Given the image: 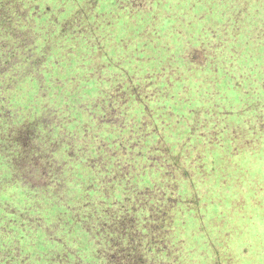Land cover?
<instances>
[{"label": "trees", "instance_id": "16d2710c", "mask_svg": "<svg viewBox=\"0 0 264 264\" xmlns=\"http://www.w3.org/2000/svg\"><path fill=\"white\" fill-rule=\"evenodd\" d=\"M20 4L0 0V264H223L199 213L202 180L159 124L144 131L153 113L146 103L153 89H140L148 80L124 72L131 89L109 86L108 77L93 84L80 72L63 88L47 69L59 63L53 46L22 22ZM54 87L67 91L63 102ZM91 88L97 95L80 98ZM129 90L145 118L125 126L117 108L101 103L120 108ZM259 102L264 109V97ZM93 105H101L99 113ZM82 109L88 117L76 114ZM240 161L238 153L227 159L229 169L240 170L231 179L252 181ZM180 179L186 189L175 183ZM201 238L208 248L198 246Z\"/></svg>", "mask_w": 264, "mask_h": 264}, {"label": "rangeland", "instance_id": "374dc122", "mask_svg": "<svg viewBox=\"0 0 264 264\" xmlns=\"http://www.w3.org/2000/svg\"><path fill=\"white\" fill-rule=\"evenodd\" d=\"M194 2L19 0V12L26 14L22 22L34 24L40 41L53 46L52 57L59 63L47 69L63 88L66 78L80 72L92 75L93 84L108 77L109 86L125 83L131 89L124 72L148 80L140 89H153L146 94L153 113L144 131L159 124L171 144L179 143L182 162L202 180L199 213L206 215L220 261L264 264V109L259 107L264 97V0ZM172 31L178 35L165 36ZM185 55L189 61L182 59ZM50 92L60 102L67 93L56 87ZM96 93L83 90L80 98ZM131 93L119 99L125 101L120 108L113 101L101 103L117 108L125 126L145 118ZM99 107L90 109L99 113ZM231 108L237 112L227 114ZM87 112L76 114L88 117ZM247 143L255 144L253 152ZM236 153L239 167L250 168L252 181L231 179L240 170L236 164L229 169L227 159ZM175 183L184 189L188 185L181 179ZM206 240L199 239L198 246L208 248Z\"/></svg>", "mask_w": 264, "mask_h": 264}]
</instances>
